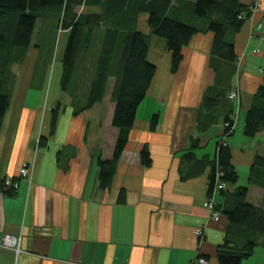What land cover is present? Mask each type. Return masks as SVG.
Here are the masks:
<instances>
[{"label": "crops", "instance_id": "obj_1", "mask_svg": "<svg viewBox=\"0 0 264 264\" xmlns=\"http://www.w3.org/2000/svg\"><path fill=\"white\" fill-rule=\"evenodd\" d=\"M239 1L251 12L234 35L237 56L230 82L237 90L235 123L226 136L238 179L224 190L243 185L239 170L245 167L247 200L264 205V188L249 183L255 155H264V132L243 133L245 112L263 84L264 35L254 25L264 14V0ZM145 21L140 13L137 29L148 35V59L156 69L106 188L99 184L98 159L111 157L117 136L111 86L102 100L81 108L83 103L61 89L60 79L47 85L48 93L43 92L44 79L33 83L36 43L23 62L12 65L14 81L0 124V178L17 177L23 165L28 175L16 189L0 187V237L20 238L17 250L0 245V264H219L217 249L228 221L223 213L215 219L213 212L225 194L214 188L209 195L208 183L224 116L205 130L197 127L199 106L215 83L213 33L196 32L173 72L164 41L157 44ZM143 147L150 154L146 164L140 157ZM257 189L261 194L252 198ZM211 198L213 207L205 206ZM263 263L259 238L242 264Z\"/></svg>", "mask_w": 264, "mask_h": 264}, {"label": "trees", "instance_id": "obj_2", "mask_svg": "<svg viewBox=\"0 0 264 264\" xmlns=\"http://www.w3.org/2000/svg\"><path fill=\"white\" fill-rule=\"evenodd\" d=\"M250 12L239 0H0V124L14 81L11 67L24 60L36 22L45 17L41 23L46 31L52 32V40L57 30L67 31L60 87L78 103H83L81 108L102 100L112 79L111 123L117 128V136L111 157L98 159L99 184L106 188L128 140L137 106L156 69L148 59V35L137 29L139 14H146L150 33L164 41L173 72L178 69L182 48L191 37L198 31L209 30L213 33L210 53L215 83L199 106L197 127L205 130L218 115L224 116L223 137L216 142L211 161L208 183L211 195L217 181L233 184L238 179L226 140L235 123L228 94L236 89L230 82L237 56L234 35ZM35 46L40 50V45ZM51 114L53 130L57 109ZM156 118L154 114L151 127L155 126ZM259 132H264V76L243 123L244 135L254 136ZM140 157L142 163H149L146 147L141 149ZM249 183L264 188L262 154H256L252 161ZM218 190L225 194V202L214 207L225 215L228 228L223 244L217 249V259L219 264H242L258 245L259 238L264 241V205L247 200L246 185H237L231 192L224 188Z\"/></svg>", "mask_w": 264, "mask_h": 264}, {"label": "rangeland", "instance_id": "obj_3", "mask_svg": "<svg viewBox=\"0 0 264 264\" xmlns=\"http://www.w3.org/2000/svg\"><path fill=\"white\" fill-rule=\"evenodd\" d=\"M141 15L145 16L146 14L141 13ZM263 17H264V14L262 15V18ZM44 19H45V17L38 18V20L36 22L35 29H34L32 42L30 45L31 47L29 48V50L27 52H31L34 49L33 46L35 43L37 45H40V50H38L39 56H38L37 63L35 65V71H34L35 74L33 76V83L40 85L42 82V79H44L43 92L48 93V91H46L48 89L47 85L52 84V86H55L56 83H59L61 69H62L61 58H62L64 47H65L66 36L63 33L64 31L57 30V33H56L54 39L52 40L50 38V36L53 35V34H51L52 32L50 30L46 31V28H44V26L41 23ZM156 38L158 40L157 44H161V42H163V40L160 37L156 36ZM163 46H164V42H163ZM26 56H27V53H26ZM26 56H25V58H26ZM25 58H24V60H25ZM111 80L109 82L110 86L112 84ZM51 93H52V91H51ZM235 98H233V99H235ZM230 99L233 100L232 98H230ZM239 122H238V124H239ZM238 131H239V129H238ZM235 136L236 135H234V137ZM230 138H233V136H230ZM239 173H240L239 177L242 179L239 182L243 183V185L248 186L247 181L245 180V178L247 177V168L241 167L239 170ZM258 190L259 189H257L258 193H256L255 191L254 192L251 191V196H254L252 198H257V196H259L261 194L260 191H258ZM259 249H260V247H258L255 254H258Z\"/></svg>", "mask_w": 264, "mask_h": 264}, {"label": "built area", "instance_id": "obj_4", "mask_svg": "<svg viewBox=\"0 0 264 264\" xmlns=\"http://www.w3.org/2000/svg\"><path fill=\"white\" fill-rule=\"evenodd\" d=\"M254 28H255V31L260 36L264 35V17L254 25ZM236 96H237V90L234 88L233 90L229 92L228 97L233 99ZM27 175H28V167L27 165H23L19 169V174L17 177L13 178L10 176H5V177L0 178V187L16 189L18 188L21 179L27 177ZM224 186H225L224 182L217 181L215 190L224 188ZM204 205L207 207H213L214 202L212 198L206 199L204 201ZM213 217L215 219L219 218V212L217 210L213 212ZM19 244H20V238L17 235L3 233L0 237V245L2 246L11 247L17 250L19 248ZM200 260L205 261L204 258H200Z\"/></svg>", "mask_w": 264, "mask_h": 264}]
</instances>
